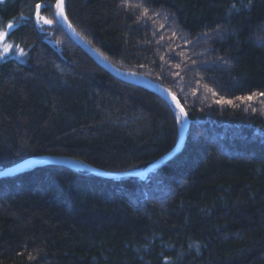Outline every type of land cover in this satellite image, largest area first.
<instances>
[{
    "label": "trees",
    "instance_id": "16d2710c",
    "mask_svg": "<svg viewBox=\"0 0 264 264\" xmlns=\"http://www.w3.org/2000/svg\"><path fill=\"white\" fill-rule=\"evenodd\" d=\"M54 2L0 0V31L24 52L0 58V170L41 155L147 166L175 145L178 113L81 50ZM64 11L112 63L175 94L189 127L145 177L53 164L0 177V264H264V97L236 99L264 92V0H64Z\"/></svg>",
    "mask_w": 264,
    "mask_h": 264
},
{
    "label": "water",
    "instance_id": "95a60500",
    "mask_svg": "<svg viewBox=\"0 0 264 264\" xmlns=\"http://www.w3.org/2000/svg\"><path fill=\"white\" fill-rule=\"evenodd\" d=\"M56 0L52 7L53 17L58 23V25L62 28L65 34L84 52H86L99 66L103 67L105 70L110 72L112 75L118 77L119 79L138 85L140 87L146 88L159 96H161L177 113H179V109L176 107L175 102L172 100L173 94L163 85L157 83L149 79L142 73L131 71L127 69H123L112 63L109 59H107L100 51L94 48L87 40H85L82 35L75 29V33L72 32L71 29L68 28L67 22L62 21V19L55 15L56 12ZM69 22V20H68ZM72 25V24H71ZM177 98V97H176ZM177 100H179L177 98ZM180 102V101H179ZM180 105L182 106L181 102ZM183 107V106H182ZM184 109V108H183ZM185 111V109H184ZM186 112V111H185ZM189 127V119L188 116L182 117L179 125V135L175 145L167 151L165 154L161 155L147 166L143 168H136L127 171H118V172H109L97 168L95 166L90 165L89 163L71 156L65 155H41L33 158L26 159L19 163H16L12 166L5 167L0 170V177L14 175L25 170L34 168L36 166L44 165V164H53L60 166H69L77 169H85L95 175H99L102 177L108 178H118L124 176H134V177H145L149 172L153 169L164 163L165 161L171 159L175 156L182 148L186 133Z\"/></svg>",
    "mask_w": 264,
    "mask_h": 264
},
{
    "label": "snow or ice",
    "instance_id": "6c2138e0",
    "mask_svg": "<svg viewBox=\"0 0 264 264\" xmlns=\"http://www.w3.org/2000/svg\"><path fill=\"white\" fill-rule=\"evenodd\" d=\"M36 20L37 23H39L41 20L43 21L44 24L47 25H51L53 23L52 20L47 19L45 17H42L40 15V9L42 7L41 4L37 3L36 4ZM235 7V5H233V8ZM56 12L55 15L60 17L62 19V21L67 22V26L69 29L72 30L73 33H75V29L72 27L71 23L68 22V17L65 15V11H64V0H56ZM145 12H147V9H145ZM8 29H11L13 27L12 23H8L6 26ZM8 36V32L6 31H0V43H4V47L3 49H0V58H3L4 54H7L8 52H10L13 49V45L12 44H8L6 42V37ZM18 48V46H16ZM19 54L21 56L24 55L23 49H19ZM209 92H212V94L215 96L216 93L212 91V89H208ZM172 95V100L175 102L176 107L179 109V113L176 115V121L179 123L182 117H186L187 113L184 111L183 107L180 105L179 100H177L175 94H171ZM264 97V92H260V93H252L251 95L248 96H243V97H236L237 100H240L241 102H251L254 99H256L257 97ZM217 104H228V105H232L234 107H238V105H234L232 100L229 99H225L224 97H221L219 100L216 101ZM247 110V109H245ZM253 111H256L255 108H253Z\"/></svg>",
    "mask_w": 264,
    "mask_h": 264
},
{
    "label": "rangeland",
    "instance_id": "374dc122",
    "mask_svg": "<svg viewBox=\"0 0 264 264\" xmlns=\"http://www.w3.org/2000/svg\"><path fill=\"white\" fill-rule=\"evenodd\" d=\"M3 47H4V43H0V49H3ZM13 55V56H17L16 58H19L18 56L20 55L19 54V51H18V49H12L10 52H8L7 54H4L3 56H8V55Z\"/></svg>",
    "mask_w": 264,
    "mask_h": 264
}]
</instances>
